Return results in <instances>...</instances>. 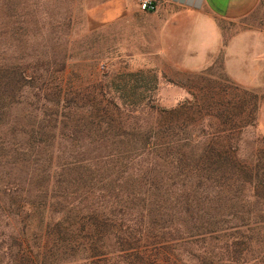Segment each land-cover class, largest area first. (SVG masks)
I'll use <instances>...</instances> for the list:
<instances>
[{
	"label": "trees",
	"instance_id": "trees-1",
	"mask_svg": "<svg viewBox=\"0 0 264 264\" xmlns=\"http://www.w3.org/2000/svg\"><path fill=\"white\" fill-rule=\"evenodd\" d=\"M212 69L146 125L103 87L21 100L0 59V264H264L262 100Z\"/></svg>",
	"mask_w": 264,
	"mask_h": 264
},
{
	"label": "rangeland",
	"instance_id": "rangeland-1",
	"mask_svg": "<svg viewBox=\"0 0 264 264\" xmlns=\"http://www.w3.org/2000/svg\"><path fill=\"white\" fill-rule=\"evenodd\" d=\"M160 10L143 12L138 0H0V59L2 64H16L20 74L26 73L21 100L36 103L47 93H52L48 95L51 99L62 95L69 100L76 93L88 97L103 87L109 97L124 99L147 125L152 122L146 115L148 103L158 109L179 107L191 99L185 91L189 92L187 87L195 79V73L148 67L149 62L141 59L149 44L159 38ZM219 24L226 42L241 33L264 31L260 13L237 23L220 20ZM250 37L256 40L255 35ZM222 57L216 58L212 69L217 77L223 75ZM45 85L49 90H44ZM248 91L261 98L262 106L264 90ZM40 105L36 106L39 110ZM51 110L65 114L92 111L85 104L77 108L62 104ZM259 125L258 117L257 127L245 131L243 156H249L257 140L264 138Z\"/></svg>",
	"mask_w": 264,
	"mask_h": 264
},
{
	"label": "crops",
	"instance_id": "crops-1",
	"mask_svg": "<svg viewBox=\"0 0 264 264\" xmlns=\"http://www.w3.org/2000/svg\"><path fill=\"white\" fill-rule=\"evenodd\" d=\"M159 38L141 59L148 67L200 73L222 54L224 74L243 89L264 90V31L224 40L219 21L239 22L254 14L264 17V0H159ZM256 40H252L254 36ZM157 61L156 64H151ZM169 83L175 84V81ZM189 98V92L185 91ZM264 133V103L259 113Z\"/></svg>",
	"mask_w": 264,
	"mask_h": 264
},
{
	"label": "built area",
	"instance_id": "built-area-1",
	"mask_svg": "<svg viewBox=\"0 0 264 264\" xmlns=\"http://www.w3.org/2000/svg\"><path fill=\"white\" fill-rule=\"evenodd\" d=\"M139 7L143 12H155L160 7L157 0H138Z\"/></svg>",
	"mask_w": 264,
	"mask_h": 264
}]
</instances>
